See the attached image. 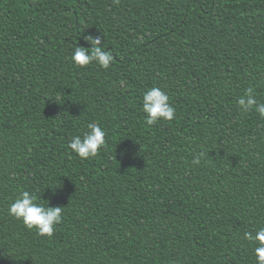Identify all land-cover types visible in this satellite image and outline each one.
Listing matches in <instances>:
<instances>
[{
  "label": "trees",
  "instance_id": "16d2710c",
  "mask_svg": "<svg viewBox=\"0 0 264 264\" xmlns=\"http://www.w3.org/2000/svg\"><path fill=\"white\" fill-rule=\"evenodd\" d=\"M88 34L109 69L73 66ZM154 86L176 118L145 126ZM249 87L264 102V0H0V264H256L243 234L264 227V119L237 108ZM91 122L107 144L82 160L67 145ZM21 190L64 207L51 237L8 215Z\"/></svg>",
  "mask_w": 264,
  "mask_h": 264
},
{
  "label": "clouds",
  "instance_id": "9594fccd",
  "mask_svg": "<svg viewBox=\"0 0 264 264\" xmlns=\"http://www.w3.org/2000/svg\"><path fill=\"white\" fill-rule=\"evenodd\" d=\"M102 37L92 34L82 36L90 47L78 45L73 47L70 60L74 67L83 68L95 64L100 69H109L115 57L111 49L105 50L106 46L104 38L102 42ZM55 103L62 105L64 98L56 97ZM236 105L241 112L254 111L261 119H264V102L256 99L253 88H247L237 99ZM140 107L144 113L145 126H152L161 120L171 122L176 118V109L172 106L169 95L159 87L148 88L142 93ZM106 136V130L99 123L91 122L86 125V129L81 134L71 137L67 147L78 158L91 159L106 146ZM207 156L208 153L203 151L195 153L191 163L199 166ZM40 201L47 200L41 199V195L36 193L21 190L9 204L8 215L19 221L26 229L35 230L37 235L51 237L56 226L62 223L65 209L61 206H49L48 201L46 204ZM243 239L253 245L256 264H264V227L257 229L254 233L245 232Z\"/></svg>",
  "mask_w": 264,
  "mask_h": 264
}]
</instances>
